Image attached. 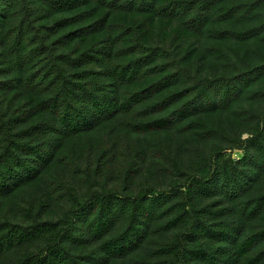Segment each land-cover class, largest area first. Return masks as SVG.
<instances>
[{
    "label": "trees",
    "instance_id": "16d2710c",
    "mask_svg": "<svg viewBox=\"0 0 264 264\" xmlns=\"http://www.w3.org/2000/svg\"><path fill=\"white\" fill-rule=\"evenodd\" d=\"M0 2V264H109L149 239L147 257L131 264H264V61L228 57L226 72L199 75L176 43L210 21L253 18L211 30L248 38L264 28V0ZM42 8L66 14L40 23ZM156 19L178 22L169 42L151 36ZM242 97L262 105L219 117ZM106 122L139 134L194 130L199 140L183 158L171 142L157 145L152 184L133 183L137 141L118 154L101 142L93 159L65 156L76 182L58 177L16 202L18 216L4 207L39 182L66 138ZM233 149L243 155H225ZM54 196L67 204L55 218Z\"/></svg>",
    "mask_w": 264,
    "mask_h": 264
},
{
    "label": "rangeland",
    "instance_id": "374dc122",
    "mask_svg": "<svg viewBox=\"0 0 264 264\" xmlns=\"http://www.w3.org/2000/svg\"><path fill=\"white\" fill-rule=\"evenodd\" d=\"M28 1L30 3L36 2L34 6H46L40 2L41 0ZM262 8L264 9V4ZM39 14L40 17L38 22L51 23L63 17L66 13L57 8H49L47 10L42 8ZM255 21L256 20L253 18H244L239 22H233L232 19H227L222 22L210 21L200 32L189 33L183 44L180 39H177L176 43L181 45V47L177 48V50L180 51L178 56L184 58L182 61H185L191 69L199 75H211L213 73L220 74L226 72L229 70L228 57L234 58L237 61L244 59L249 63H261L264 61V28L245 39H236L233 37L224 39L214 37L211 34V30L216 27L220 28L231 25L236 28L249 27L252 24H255ZM177 26L178 22L175 20L156 19L155 24L152 27L151 36L162 33L163 39L165 40V43H167L171 40L172 32ZM256 82V86H258V84H264V79H259ZM252 87H255V85H252ZM248 104H251L256 108H260L262 105L261 102L253 100V98L242 97L239 102L233 104L232 109L219 113V117H233L235 109L237 110L241 108V106H246ZM217 114L218 113L210 114L208 117L216 118L218 116ZM194 118H198V116ZM125 140L137 141L142 150V160L139 164L140 170L135 176L133 183L147 182L152 184L161 180L160 176L157 177L156 175V169L154 168L155 164L153 163L155 161L153 154L157 145H167L171 142V144L178 147L181 154L180 157L183 158L188 154L189 146L197 144L198 141L196 142V140H199V138L196 136L194 130L183 132L166 131L157 134H139L125 130L113 122L103 123L94 129L82 130L65 139L64 146L58 157L42 172L39 177V182L17 191L8 201L10 205L4 207L11 208L14 214V205L16 202L22 203L30 196L39 194L41 188L51 186L53 181L58 177H64L65 180L71 179L76 182L78 177L72 175L69 159L65 156L80 161H83L86 157L93 159L99 151V144L101 142L113 146L116 154H118L123 150V143ZM199 144H201L202 147H205L210 144V141H200ZM237 153L241 154L240 157L243 155V152L240 149L225 151L226 156H231L233 158H235ZM66 206L67 204L65 200L57 199L55 196L51 197L47 201L46 214L55 218L61 214L60 212ZM149 241L150 239L147 243L129 255L113 259L109 264H131L132 261L136 259L147 257V246L151 245V242Z\"/></svg>",
    "mask_w": 264,
    "mask_h": 264
},
{
    "label": "clouds",
    "instance_id": "9594fccd",
    "mask_svg": "<svg viewBox=\"0 0 264 264\" xmlns=\"http://www.w3.org/2000/svg\"><path fill=\"white\" fill-rule=\"evenodd\" d=\"M248 138H249V135L247 133L242 134V139L246 140ZM240 155H241L240 153H237L235 158L238 159L240 157Z\"/></svg>",
    "mask_w": 264,
    "mask_h": 264
}]
</instances>
